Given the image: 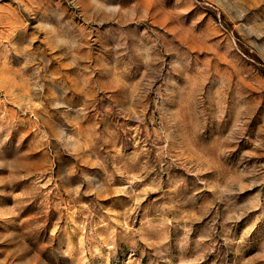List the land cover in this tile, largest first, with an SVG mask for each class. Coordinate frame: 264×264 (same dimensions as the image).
I'll list each match as a JSON object with an SVG mask.
<instances>
[{
    "label": "rangeland",
    "instance_id": "1",
    "mask_svg": "<svg viewBox=\"0 0 264 264\" xmlns=\"http://www.w3.org/2000/svg\"><path fill=\"white\" fill-rule=\"evenodd\" d=\"M0 264H264V0H0Z\"/></svg>",
    "mask_w": 264,
    "mask_h": 264
}]
</instances>
